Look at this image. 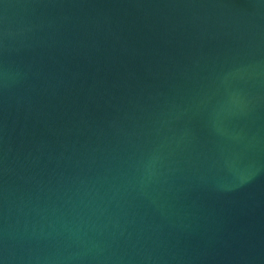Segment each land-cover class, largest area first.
<instances>
[{
  "label": "water",
  "instance_id": "1",
  "mask_svg": "<svg viewBox=\"0 0 264 264\" xmlns=\"http://www.w3.org/2000/svg\"><path fill=\"white\" fill-rule=\"evenodd\" d=\"M0 264H264V0H0Z\"/></svg>",
  "mask_w": 264,
  "mask_h": 264
}]
</instances>
